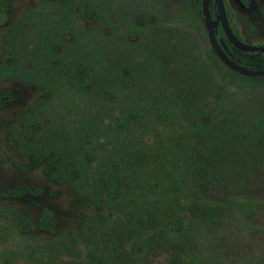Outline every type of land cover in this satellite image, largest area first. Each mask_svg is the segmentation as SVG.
Returning <instances> with one entry per match:
<instances>
[{"label": "rangeland", "instance_id": "rangeland-1", "mask_svg": "<svg viewBox=\"0 0 264 264\" xmlns=\"http://www.w3.org/2000/svg\"><path fill=\"white\" fill-rule=\"evenodd\" d=\"M224 1L243 42L264 45V0ZM208 21L194 0H0V96H16L0 108V187L43 190L0 198V264L264 261V81L217 58ZM14 61L37 83L7 78ZM76 65L84 88L63 78ZM75 120L93 138L67 181ZM29 126L34 155L18 142ZM44 210L54 232L20 230Z\"/></svg>", "mask_w": 264, "mask_h": 264}, {"label": "trees", "instance_id": "trees-1", "mask_svg": "<svg viewBox=\"0 0 264 264\" xmlns=\"http://www.w3.org/2000/svg\"><path fill=\"white\" fill-rule=\"evenodd\" d=\"M241 1L244 3V5H247L246 0H241ZM204 2L205 0H194L195 10L202 17H204V12H203ZM224 3L226 6V11L231 28L234 34L243 42L240 31L233 22L229 7L225 1ZM209 5H210L209 8H210L212 20L215 21L217 20L220 14V9L218 7V4L216 3V0H210ZM80 11L83 18L85 17L87 20L92 21L94 19L93 15L96 12V8L93 4L82 3L80 7ZM216 39L223 46V50L232 61H234L235 63L239 64L244 68L251 69L254 71L264 72V52L257 55H250L240 51L228 40L221 25L216 28ZM30 40L31 37L30 39L28 38L27 40L25 38L24 40L19 39L17 42L15 41L12 42V45L10 44V47L8 46L7 48V51L11 54L10 56L14 59H18L22 55H24L27 50L26 42ZM259 47L264 49V45ZM2 72L5 73L7 78L18 77L21 80L27 81L29 83H37L38 80V77H36V75L33 72L27 71V69L24 67V62L22 61H14L13 64L9 65L8 69L5 67V69ZM233 75L237 78L246 81L261 82V80L249 79L234 72ZM90 77H91V73L89 70L84 69V65L72 66L64 73L63 76L66 84L72 88H84V86H87L90 83ZM15 99L16 96L14 95L0 96V108L5 106L7 103L14 101ZM142 119H143L142 114L140 112H136L135 114L129 117V123L132 124V123L141 122ZM70 136H71L70 141L71 144H73V147L71 149L70 147L68 148L67 152L69 154L66 157L67 170L65 171L66 175H63L67 181L74 180L73 179V175H75L74 172L79 171L78 158L80 151L84 147V145L90 142L93 138L90 132L84 129L83 124H81L78 120L73 121L72 128L70 129ZM18 142L20 146H22L29 154L32 155L35 154L38 145H36V139L34 138L32 126H29L24 130V133L19 137ZM63 151L64 150L62 149L61 150L62 153L60 152V155L61 154L63 155ZM42 194H43L42 189L33 188V187H15L12 189H4L0 187V198L3 199H18L26 195H32L38 197L41 196ZM179 223H181L180 220L177 221L175 225L177 226ZM54 228H55V219L53 213L50 210H44L42 212L36 225H33L28 219H23L22 223L20 224V230H22L24 233L31 232L34 229H38L40 231H45V232H54ZM93 259L94 261H96L97 264H107L105 260L99 257L93 256ZM185 264H201V263L195 260H191L186 262ZM261 264H264V261Z\"/></svg>", "mask_w": 264, "mask_h": 264}, {"label": "water", "instance_id": "water-1", "mask_svg": "<svg viewBox=\"0 0 264 264\" xmlns=\"http://www.w3.org/2000/svg\"><path fill=\"white\" fill-rule=\"evenodd\" d=\"M209 1L205 0L204 2V16L210 21L207 23V31L209 35V42L210 45L217 56V58L232 72L237 73L243 77L249 78V79H256V80H262L264 81V72L254 71L251 69L244 68L240 66L239 64L232 61L229 56L225 53L223 50V46L218 42L216 39V28L218 26H222L223 31L225 35L227 36L228 40L240 51L250 54V55H257L264 52V49L260 47L250 46L244 42H242L233 32L227 11L226 6L224 3V0H216V3L218 4V7L220 9V14L217 18V20H212L211 12L208 6Z\"/></svg>", "mask_w": 264, "mask_h": 264}]
</instances>
